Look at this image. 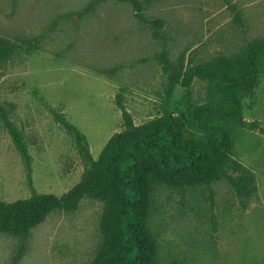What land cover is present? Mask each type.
<instances>
[{
    "label": "rangeland",
    "instance_id": "374dc122",
    "mask_svg": "<svg viewBox=\"0 0 264 264\" xmlns=\"http://www.w3.org/2000/svg\"><path fill=\"white\" fill-rule=\"evenodd\" d=\"M92 1L0 0V37L22 46L14 62L0 68V101L16 104L14 119L35 140L32 186L40 193H66L84 170L51 107H61L87 135L97 159L122 128L119 93L137 124L164 112L186 113V87L177 85L164 99L158 52L204 59L264 39V0H145V17L165 20L163 39L127 2L101 0L81 14ZM204 92L205 84L194 81V95ZM243 106L246 120L258 127L233 129L234 152L257 174L259 200L242 210L225 180L212 183V198L207 186L158 188L149 223L160 264H264V73ZM31 193L22 158L0 121V200ZM103 209L102 201L84 197L74 211L50 213L31 230L16 264H91L101 243ZM21 241L0 233V264H14Z\"/></svg>",
    "mask_w": 264,
    "mask_h": 264
},
{
    "label": "trees",
    "instance_id": "16d2710c",
    "mask_svg": "<svg viewBox=\"0 0 264 264\" xmlns=\"http://www.w3.org/2000/svg\"><path fill=\"white\" fill-rule=\"evenodd\" d=\"M100 1H92L81 14ZM119 1L131 4L135 17L152 25L156 39L165 38V20L146 18L145 0ZM235 20L243 24L240 11ZM21 49L20 44L0 37V68L13 63ZM156 59L165 78V100L177 85L186 87V113L164 112L137 124L119 93L116 103L122 112V128L113 133L97 159L87 135L61 107H51L53 120L69 135L84 165L80 181L62 195L33 188L30 144L35 140L14 119L16 104L0 101V121L22 158L32 189L29 197L0 200V233L22 239L14 264L34 227L54 211H74L84 197L104 203L101 243L91 264H160L157 237L149 223L153 196L160 187L207 186L212 198V183L225 180L242 210L259 200L257 174L236 157L232 131L258 127L244 117L243 100L254 97L264 73V39L249 42L241 51L204 59L191 54L187 58L185 52L172 59L166 49ZM196 80L205 84L202 97L193 93Z\"/></svg>",
    "mask_w": 264,
    "mask_h": 264
}]
</instances>
